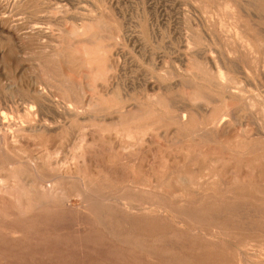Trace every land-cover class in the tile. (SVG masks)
<instances>
[{"label": "rangeland", "instance_id": "obj_1", "mask_svg": "<svg viewBox=\"0 0 264 264\" xmlns=\"http://www.w3.org/2000/svg\"><path fill=\"white\" fill-rule=\"evenodd\" d=\"M0 112V264H264V0H0Z\"/></svg>", "mask_w": 264, "mask_h": 264}, {"label": "bare ground", "instance_id": "obj_2", "mask_svg": "<svg viewBox=\"0 0 264 264\" xmlns=\"http://www.w3.org/2000/svg\"><path fill=\"white\" fill-rule=\"evenodd\" d=\"M15 1H16V0H15ZM21 1H22V0H21ZM17 2H18V1H17ZM19 2H20V1H19ZM24 2L26 3V1H24ZM14 4H17V3H14ZM20 4H22V2H20ZM56 4H58V3H56ZM64 4H65V3H63V6H64ZM15 7H16V6H15ZM17 7H18V6H17ZM18 8H19V7H18ZM55 8H56V7H55ZM57 9H58V8H57ZM53 10H54V9H53ZM55 10H56V9H55ZM64 10H65V9H64ZM58 11H60V10H58ZM58 11H57V12H58ZM62 11H63V9H62ZM64 12H65V11H64ZM61 13H62V12H61ZM90 22H91V21H90ZM43 24H44V22H43ZM82 24H83V23H82ZM38 25H39V24H38ZM38 25H37V26H38ZM86 26H87V25H86ZM95 26H97V25L95 24ZM37 30H38V28H37ZM40 30H41V29H40ZM74 30H75V28H74ZM75 31H76V30H75ZM78 32H80V30H79ZM81 32H82V31H81ZM80 35H81V33H80ZM74 36H75V35H74ZM92 37H94V36H92ZM94 38H95V37H94ZM96 47H98V46H96ZM95 49H96V48H95ZM97 50H98V49H97ZM201 56H202V55H201ZM202 58H203V57H202ZM207 64H208V63H206V65H207ZM209 66H211V65H209ZM208 68H209V67H208ZM210 68H211V67H210ZM220 68H222V67H220ZM211 70H212V69H211ZM221 75H222V74H221ZM217 76H218V75H217ZM222 76H223V75H222ZM98 77H99V76H98ZM95 78H96V77H95ZM217 78H218V77H217ZM220 81H221V80H220ZM223 82H224V81H223ZM85 83H86V82H85ZM73 89H74V88H73ZM73 89H72V90H73ZM70 90H71V89H70ZM97 90H98V89H97ZM39 91H40V90H39ZM43 91H44V90H43ZM99 91H100V90H99ZM36 92H37V91H36ZM74 92H75V91H73V93H74ZM33 93L36 94L35 92H33ZM41 93H42V92H41ZM111 94H112V93H111ZM35 96H36V95H35ZM88 98H89V97H88ZM31 99H32V98H31ZM33 99H34V97H33ZM35 99H36V97H35ZM84 99H85V98H84ZM93 100H94V99H93ZM37 101H38V100H37ZM85 101H86V100H85ZM31 102L33 103L34 100H33V101L31 100ZM31 102H30V103H31ZM38 102H40V101H38ZM83 102H84V101H83ZM92 102H93V101H92ZM92 102H91V104H92ZM35 103H37V102H35ZM89 103H90V102H89ZM37 104H38V103H37ZM39 104H40V103H39ZM82 104H83V103H81L80 105H82ZM30 105H31V104H30ZM33 105H34V103H33ZM64 105H65V104H64ZM72 105H73V104H72ZM72 105H71V108H72ZM31 106H32V105H31ZM68 106H70V105H68ZM68 106H67V107H68ZM75 106H76V105H75ZM78 106H79V104H78ZM86 106H87V105H86ZM91 106H93V105H91ZM26 107H27V106H26ZM34 107H35V106H34ZM34 107H33V108H34ZM38 107H39V106H38ZM42 107H44V106L42 105ZM61 107H62V106H61ZM63 107H64V106H63ZM63 107H62V108H63ZM29 108H30V107H29ZM33 108L31 107L30 109H33ZM36 108H37V107H36ZM68 108H70V107H68ZM68 108H67V109H68ZM83 108H84V107H83ZM40 109H42V108H40ZM44 109H45V108H44ZM48 109H49V108H48ZM63 109H64V108H63ZM63 109H61V110H63ZM67 109H66V110H67ZM76 109H77V108H76ZM84 109H85V108H84ZM23 110H24V109H23ZM23 110H22V111H23ZM66 110H65V111H66ZM72 110H73V108H72ZM72 110H71V111H72ZM35 111H36V110H35ZM40 111H42V110H40ZM40 111H39V112H40ZM54 111H55V110H54ZM81 111H82V110H81ZM83 111H84V110H83ZM86 111H87V109H86ZM44 112H45V111H44ZM46 112H47V111H46ZM55 112H56V111H55ZM59 112H60V111H59ZM66 112H67V111H66ZM73 112H74V111H73ZM78 112H79V111H78ZM0 113H1V112H0ZM15 113H16V111H15ZM27 113H28V111H27ZM61 113L64 114V111H62ZM80 113H81V112H80ZM4 114H5V113H4ZM4 114H2V115L5 116ZM16 114H18V113H16ZM28 114H29V113H28ZM35 114H36V113H35ZM43 114H44V113H43ZM49 114H50V113H49ZM57 114H58V112H57ZM63 114H62V115H63ZM2 115H0V119L3 118ZM19 115H20V113L18 114V116H19ZM51 115H52V114H51ZM59 115H60V114H59ZM1 116H2V117H1ZM7 116H8V115H7ZM13 116H15V115H13ZM29 116H30V115H29ZM47 116H48V115H47V113H46V116H45V117H47ZM52 116H53V115H52ZM54 116H55V115H54ZM65 116H66V115H65ZM70 116H71V115H70ZM74 116H75V115H73V117H74ZM179 116H180V114H179ZM183 116H184V115H183ZM16 117H17V116H16ZM16 117H15V118H16ZM20 117L23 118V112H22V116H20ZM20 117H19V119H20ZM33 117H34V115H33ZM35 117H36V116H35ZM45 117H44V118H45ZM57 117H58V115H57ZM57 117H56V118H57ZM71 117H72V116H71ZM75 117H76V116H75ZM4 118L6 119V116H5ZM4 118H3V119H4ZM10 118H11V117H10ZM13 118H14V117H13ZM28 118H29V117H28ZM50 118H51V117H50ZM63 118H64V117H63ZM66 118H67V116H66ZM68 118H70L69 115H68ZM78 118H79V117H78ZM81 118H82V117H81ZM8 119H9V118H8ZM11 119H12V118H11ZM11 119H10V120H11ZM38 119H39V118H38ZM40 119H41V117H40ZM53 119H55V117H54ZM57 119H58V118H57ZM72 119H73V118H72ZM14 120H16V119H13V121H14ZM23 120H24V119H23ZM34 120H35V118H34ZM44 120H45V119H44ZM11 121H12V120H11ZM38 121H39V120H38ZM53 121H56V120H53ZM58 121H59V120H58ZM61 121H62V120H61ZM70 121H71V120H70ZM77 121H78V120H77ZM18 122H19V121H18ZM41 122H43V121H41ZM41 122H40V123H41ZM44 122H45V121H44ZM44 122H43V123H44ZM46 122H47V121H46ZM46 122H45V123H46ZM48 122H49V121H48ZM48 122H47V123H48ZM64 122H65V121H64ZM1 123H4V122L2 121ZM8 123L11 124V122H7V125H6V127L8 128V130H7L8 132H12V131L16 130V127H15V126H14V129H12V128H13L12 125H10V124L8 125ZM15 123H16V122H15ZM21 123H23V122H21ZM21 123L19 122V124H21ZM31 123H32V122H31ZM36 123H37V122H36ZM38 123H39V122H38ZM50 123H51V121H50ZM57 123H58V122H57ZM59 123H60V122H59ZM61 123H62V122H61ZM5 124H6V123H5ZM24 124H25V123H24ZM26 124H27V123H26ZM54 124H55V123H54ZM1 125H2V124H1ZM1 125H0V126H1ZM3 125H4V124H3ZM49 125H50V124H49ZM4 126H5V125H4ZM4 126H3V127H4ZM16 126H17V125H16ZM22 126H23V125H22ZM35 126H36V124H35ZM40 126H41V125H40ZM44 126H45V124H44ZM61 126H63V124H62ZM61 126H60V127H61ZM3 127H1V128H3ZM6 127H5V128H6ZM11 127H12V128H11ZM30 127L32 128V126H30ZM30 127H29V128H30ZM46 127H47V126H46ZM19 128H20V127H18L17 129H19ZM23 128H24V127H23ZM27 128H28V127H27ZM29 128H28V129H29ZM34 128H35V127H34ZM34 128H33V130H34ZM56 128H57V127H56ZM61 128H62V127H61ZM39 129H40V128H39ZM42 129H43V127H42ZM51 129H52V128H51ZM59 129H60V128H59ZM4 130H5V129H4ZM23 130H24V129H23ZM31 130H32V129H31ZM31 130H30V131H31ZM33 130H32L31 132H33ZM43 130H44V129H43ZM57 130H58V129H57ZM20 131H21V130H20ZM24 131H25V130H24ZM24 131H23V132H24ZM54 131H55V130H54ZM28 132H29V131H28ZM46 132H47V131H46ZM3 133L5 134V132H3ZM3 133H2V135H3ZM33 133H34V132H33ZM37 133H38V132H37ZM44 134H45V133H44ZM93 134H94V133H93ZM12 135H13V134H12ZM3 136H4V135H3ZM3 136H2V138H3ZM7 136H8V135H6L5 137H7ZM15 136H16V135H15ZM15 136H14V137H15ZM12 137H13V136H12ZM12 137L10 136V140L12 139ZM8 138H9V137H8ZM15 138H16V137H15ZM18 139H19V138H18ZM13 141H15V140H13ZM16 141H17V140H16ZM1 142H2V141H1ZM3 142H4V141H3ZM11 142H12V141H11ZM7 143H8V142H7ZM1 146H2V145H1Z\"/></svg>", "mask_w": 264, "mask_h": 264}]
</instances>
